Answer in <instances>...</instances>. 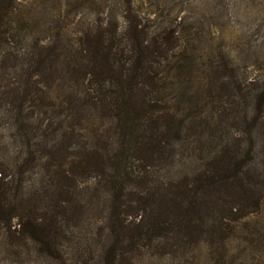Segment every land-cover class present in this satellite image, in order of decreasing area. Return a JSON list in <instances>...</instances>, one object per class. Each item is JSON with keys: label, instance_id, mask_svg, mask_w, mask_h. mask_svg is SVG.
I'll use <instances>...</instances> for the list:
<instances>
[{"label": "trees", "instance_id": "1", "mask_svg": "<svg viewBox=\"0 0 264 264\" xmlns=\"http://www.w3.org/2000/svg\"><path fill=\"white\" fill-rule=\"evenodd\" d=\"M170 2L0 0V264H264V64Z\"/></svg>", "mask_w": 264, "mask_h": 264}, {"label": "rangeland", "instance_id": "2", "mask_svg": "<svg viewBox=\"0 0 264 264\" xmlns=\"http://www.w3.org/2000/svg\"><path fill=\"white\" fill-rule=\"evenodd\" d=\"M154 1L156 0H152ZM183 2V6L177 9L182 8L185 14L194 15L207 27L222 32L224 44L231 49L234 60L238 59L237 64L240 68L243 63L248 66L247 73L256 75L264 64V0H183ZM29 4L31 3H24L26 6ZM160 4L169 9H172L173 5L170 0H160ZM59 7L67 10L63 2ZM195 22L199 24L201 21L195 18ZM157 264H171V261H159Z\"/></svg>", "mask_w": 264, "mask_h": 264}]
</instances>
